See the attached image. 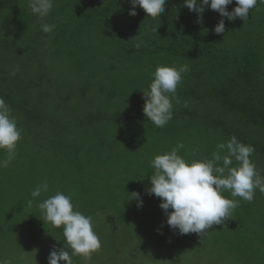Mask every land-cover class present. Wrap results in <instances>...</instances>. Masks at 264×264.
<instances>
[{
    "label": "trees",
    "instance_id": "trees-1",
    "mask_svg": "<svg viewBox=\"0 0 264 264\" xmlns=\"http://www.w3.org/2000/svg\"><path fill=\"white\" fill-rule=\"evenodd\" d=\"M236 6L234 0L227 9ZM131 10V0H54L40 19L27 0H0V98L22 130L15 158L0 167V240L13 249L29 240L38 245L42 236L71 255L63 226L44 223L36 207L59 191L92 217L96 235L94 222L104 219L117 234L134 228L143 238L153 234L159 248L174 241L178 251L168 254L222 251L240 264H264L259 189L251 202L225 191L239 205L202 238L170 229L161 199L147 192L156 155L179 143L178 155L189 163L211 159L233 135L254 147L250 159L264 177V3L246 20L232 21L206 6L198 22L184 0H167L156 18L139 6L135 17ZM221 19L225 31L216 34ZM44 23L54 30L42 32ZM185 64L173 118L158 128L143 114L141 92L157 66ZM5 155L0 151V159ZM43 181L48 191L29 207L31 191ZM133 192L142 207L129 199ZM84 259L72 256L73 264Z\"/></svg>",
    "mask_w": 264,
    "mask_h": 264
},
{
    "label": "clouds",
    "instance_id": "clouds-1",
    "mask_svg": "<svg viewBox=\"0 0 264 264\" xmlns=\"http://www.w3.org/2000/svg\"><path fill=\"white\" fill-rule=\"evenodd\" d=\"M33 15L40 19L47 17L54 7V0H27ZM234 0H184L189 11H195L199 19L207 6L218 12L229 21L240 18L246 20L249 11L264 0H235L237 5L232 11L227 6ZM167 0H131L130 16L135 17L136 7L144 10L148 17L156 18L165 12ZM55 25L44 23L41 30L50 33ZM157 32V28L154 29ZM225 31V21L221 19L214 28L216 34ZM137 38V37H136ZM134 38V39H136ZM140 45H137L139 47ZM189 70L188 65L157 66L152 74V82L142 93L144 99L143 114L156 127L165 126L173 118V99L177 86L182 82V75ZM14 74V73H13ZM22 130L12 116V110L3 98H0V151L5 158L0 159V167H7L16 155V146L22 139ZM182 144H177L171 151L156 155L150 166L153 173L149 178V195L161 199L159 207L165 213L166 223L170 229L178 230L180 235L195 233L201 238L213 225H221L230 215L231 210L239 205V201L224 197L229 191L233 198L240 197L251 202L255 190L264 193V177L250 159L255 149L245 145L233 135L226 143L217 146L218 151L191 163L178 155ZM227 154L221 155V150ZM233 160L237 162L233 167ZM48 182L43 181L30 193L28 201L31 207L42 192H47ZM129 199L137 201V207L143 206L140 194L133 192ZM42 214V221L48 222L53 228L63 226L65 244L71 249V255L65 246L59 250L55 247L48 256V264H73L72 256L80 255L90 258L91 253L101 248V241L93 230L92 217L74 210L71 196L57 191L55 195L36 203ZM171 210V211H169ZM159 232V229L157 230ZM0 264H8L0 261Z\"/></svg>",
    "mask_w": 264,
    "mask_h": 264
},
{
    "label": "rangeland",
    "instance_id": "rangeland-1",
    "mask_svg": "<svg viewBox=\"0 0 264 264\" xmlns=\"http://www.w3.org/2000/svg\"><path fill=\"white\" fill-rule=\"evenodd\" d=\"M94 224L101 248L92 252L90 258H85L84 264H240L222 251L209 255L204 253L203 257L186 254L185 251L184 254H168L171 249L178 251V247H172L171 244H175L172 240L165 241L163 248H159L153 234H147L143 238L145 234H140L142 231L137 228L123 229L117 234L116 231L106 229L104 219L96 220ZM38 241V245L31 244L29 240L26 244L12 249L0 240V261H7L8 264H48L50 252L57 247L53 241L47 242L42 236ZM8 248L11 250H5Z\"/></svg>",
    "mask_w": 264,
    "mask_h": 264
}]
</instances>
